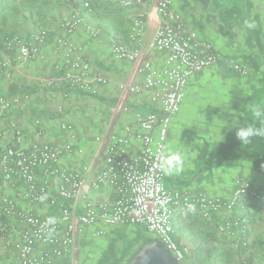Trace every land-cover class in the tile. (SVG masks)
<instances>
[{
    "label": "built area",
    "instance_id": "built-area-1",
    "mask_svg": "<svg viewBox=\"0 0 264 264\" xmlns=\"http://www.w3.org/2000/svg\"><path fill=\"white\" fill-rule=\"evenodd\" d=\"M112 2V0H108ZM72 7V15L62 25L72 34L81 24L82 12L91 10L90 0H64ZM125 8L138 7L128 32V43L119 40L110 45L114 61L133 64V75L140 83L120 82L119 113L124 121L120 131L102 130L92 135L97 146L100 170L93 168L92 158L84 148L76 146L70 135L72 125L60 123L67 135L61 143L40 141L42 123L34 118L36 139L24 145L22 127L14 120L15 108L26 96L0 94V239L4 249L14 250L6 264H63L74 244L87 227L112 228L142 226L159 239V243L178 264H188L190 250L176 240L175 216L180 211H195L215 224L221 237L234 246H248L251 216L264 211V192L248 180L240 179L229 199L188 190H169L159 167L161 149H167L172 123L180 112L189 81L200 72L215 68L224 61L222 52L202 39L184 24L174 11L172 0H155L157 26L145 39L149 21L150 0H117ZM91 38L100 30L83 25ZM49 30L41 28L25 36L4 40L7 51H16L17 59L43 58V47ZM65 49L63 59L54 65L64 82L89 93L105 85L101 74H90V62L82 47L70 39L58 41ZM242 77L249 76L244 64L227 62ZM7 64L0 62V68ZM52 84L48 82V86ZM147 97L153 112L132 110L129 98ZM128 100V101H127ZM75 154L81 158L75 168L61 160ZM110 189L111 198L96 200L89 193ZM83 198V210L71 203ZM232 214L231 219L228 216ZM57 218L55 225H45L46 218ZM224 217V218H223ZM227 217V219H225ZM218 218H223L219 220ZM104 235L93 231L90 238ZM264 254V238L261 243Z\"/></svg>",
    "mask_w": 264,
    "mask_h": 264
},
{
    "label": "crops",
    "instance_id": "crops-1",
    "mask_svg": "<svg viewBox=\"0 0 264 264\" xmlns=\"http://www.w3.org/2000/svg\"><path fill=\"white\" fill-rule=\"evenodd\" d=\"M90 1L91 10L81 13L82 24L72 34H68L62 25L63 20L72 15V7L64 0L49 3L44 0L38 3L15 0L6 7L16 13L23 6L25 12L19 15L22 24H16L13 14L6 20L4 30L0 27V62L7 64L0 68V94L28 98L13 112L14 120L22 127L25 146L36 139L34 118H39L42 123L40 141L50 143L65 141L68 134L61 132L59 126L60 123L70 124L73 127L70 135L76 146L83 147L85 156L94 162L93 168L100 170L102 163L92 135L102 130L120 131L124 119L118 111L117 84L141 81L140 77L132 74L133 64L111 58L110 45L116 40L128 43L131 18L140 8L122 7L115 3L117 0ZM150 1L146 40L153 34L158 21L155 0ZM172 1L174 11L184 24L222 52L224 61L189 81L167 142V149L183 154L185 166L179 174H164V185L169 190L202 192L229 199L237 189L238 181L244 179L264 192V139L253 137L252 144L243 145L235 135L243 124L256 123L250 107L264 106V0ZM2 14L0 24L5 19ZM84 24L98 28L100 33L94 38L89 37L83 30ZM41 28L49 30L42 49L43 58L19 60L15 50L5 49L7 37L25 36ZM62 39H70L82 47L85 59L90 62L91 75L101 74L107 79L105 85L96 86L95 93L68 86L62 74L55 70L54 65L65 54V49L58 43ZM230 61L246 65L249 76L242 77L232 71L227 63ZM49 81L52 82L50 86ZM128 102L132 110L140 113L154 111L146 96L130 97ZM80 161L81 158L73 154L63 158L61 163L75 168ZM90 192L87 197L96 200L111 198V190L107 188ZM70 205L81 212L84 199ZM195 214L193 211H180L175 216L195 225L198 230L197 233L190 227L182 230L175 226L176 240L190 249L193 245L231 246L229 240L218 234L214 223L204 222L202 218L198 221ZM232 217V214L228 216L229 219ZM109 229L101 225L87 227L63 264H98V252L104 248V242L89 236L93 231L106 234ZM198 234L203 239L197 240ZM248 238L253 245L254 260L257 264H264V254L258 245L264 238V211L257 210L251 216ZM13 254V249L3 248L0 239V264L10 261Z\"/></svg>",
    "mask_w": 264,
    "mask_h": 264
},
{
    "label": "rangeland",
    "instance_id": "rangeland-1",
    "mask_svg": "<svg viewBox=\"0 0 264 264\" xmlns=\"http://www.w3.org/2000/svg\"><path fill=\"white\" fill-rule=\"evenodd\" d=\"M22 7L17 9L16 13L14 12V9L10 7L4 9L5 12H2V16L5 19H3V21L1 20V30H4L3 28L5 27L6 20L13 14L15 15L13 16L16 17L17 25L23 23V21L19 19L20 13L25 12ZM7 35L5 34V36ZM195 213V216L199 221L201 217L197 212ZM175 222V226L180 227L182 230L185 228L187 230L190 227L191 230H196L198 233L195 225L193 226L186 223L184 220L178 218V216L175 218ZM98 238L104 242V248L98 252V255L100 256L98 264H129L146 244L152 241H157L159 243L158 237L153 233L148 232L142 226L112 227L109 231H106V234L104 233V235ZM198 239H203V236L198 234L197 240ZM248 243L247 250L239 253H233V250L229 246L222 248L219 244L210 246L204 245L202 247L193 245L191 249L189 248L190 254L187 261L188 264H257L253 257V245H251L250 242ZM261 243L262 240H260L258 244L260 249ZM230 252L231 254H228ZM260 252H262V250Z\"/></svg>",
    "mask_w": 264,
    "mask_h": 264
},
{
    "label": "clouds",
    "instance_id": "clouds-1",
    "mask_svg": "<svg viewBox=\"0 0 264 264\" xmlns=\"http://www.w3.org/2000/svg\"><path fill=\"white\" fill-rule=\"evenodd\" d=\"M251 116L256 123L243 124L236 130V138L243 145L253 143V137L264 139V106H254L249 109ZM221 129V128H220ZM220 131V130H219ZM219 134V133H218ZM221 137V135L219 134ZM222 138V137H221ZM218 143V142H217ZM185 158L182 153L171 149H161L159 167L166 175L179 174L184 170ZM57 218L49 216L46 218L45 225H55Z\"/></svg>",
    "mask_w": 264,
    "mask_h": 264
},
{
    "label": "water",
    "instance_id": "water-1",
    "mask_svg": "<svg viewBox=\"0 0 264 264\" xmlns=\"http://www.w3.org/2000/svg\"><path fill=\"white\" fill-rule=\"evenodd\" d=\"M129 264H178L164 249V247L152 241L130 261Z\"/></svg>",
    "mask_w": 264,
    "mask_h": 264
},
{
    "label": "trees",
    "instance_id": "trees-1",
    "mask_svg": "<svg viewBox=\"0 0 264 264\" xmlns=\"http://www.w3.org/2000/svg\"><path fill=\"white\" fill-rule=\"evenodd\" d=\"M15 0H0V15H1V13L4 11V9L6 8V7H8V5L10 4V3H12V2H14ZM24 2H26V3H38V2H40L41 0H23ZM46 3H49V2H51L52 0H44ZM204 222H209V221H205V220H203ZM210 223H213V222H210ZM243 236L245 237L246 236V239L248 238V235H246V234H243ZM157 242V241H156ZM230 244H231V246H230V248L233 250V253H239V252H245L246 250H247V248H248V246H243L242 244H241V242H239L238 244H237V246H234L230 241H228ZM229 248V249H230ZM228 254H231V252L230 253H228ZM228 256H230V255H228Z\"/></svg>",
    "mask_w": 264,
    "mask_h": 264
}]
</instances>
